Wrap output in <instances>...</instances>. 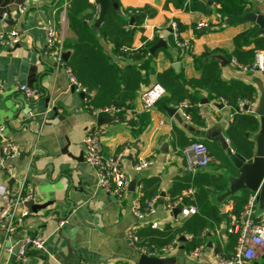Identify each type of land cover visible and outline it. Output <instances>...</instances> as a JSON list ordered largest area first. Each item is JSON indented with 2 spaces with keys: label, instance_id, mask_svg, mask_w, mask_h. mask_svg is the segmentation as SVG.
I'll use <instances>...</instances> for the list:
<instances>
[{
  "label": "crops",
  "instance_id": "crops-1",
  "mask_svg": "<svg viewBox=\"0 0 264 264\" xmlns=\"http://www.w3.org/2000/svg\"><path fill=\"white\" fill-rule=\"evenodd\" d=\"M165 1L117 0L119 8L127 9L125 18L128 24L132 17L128 14L129 9L147 7L155 10L152 17L147 13L145 18H140L139 24L140 19L130 24V28L134 29L130 47H144L155 35L158 39H163L165 46L157 48L153 57L157 71L179 62L178 71L182 70L186 78L197 77L200 72L193 66L191 55H200L206 48H219L229 53L233 48V36L249 27V23H240L235 27L228 24L222 29L219 26L213 30L209 26L218 25L216 13L205 16L196 11H183L175 8L171 2L164 7ZM246 1L249 8L253 7L252 11L263 14L255 0ZM32 4L42 5L38 10L47 17V22L55 24L57 31L65 38L67 19L66 13L62 15L60 0H0V11L9 6L13 18H19L14 10L24 11ZM96 8L98 9L97 5ZM34 11L36 8H32L27 14L25 28L29 33L18 31L17 44L11 47L0 46V122L5 125V135L17 146L16 153L0 164V183L16 188L23 182L25 191L31 195L29 199H33L35 203L50 204L37 212L28 208L29 214L22 226L10 236L7 237L0 230V264L13 262L14 240L24 235L44 239L41 249L28 250L26 264H79L81 261L86 264H137L140 255L128 244L126 236L129 229L148 243L140 232L162 229L167 224H179L187 216L180 212L170 214L163 204V198L169 196L173 183L182 182L187 174L193 175L185 171V158L176 144L179 138L176 130L189 141L205 139L196 131L211 127H217L225 137L233 112L228 104L219 99H209L204 91H200L197 108L203 123L196 124L191 119H185L176 106L164 102L167 94L159 98L152 107L145 108L140 99L141 92L146 89L144 87L134 97L128 109L112 115L117 116V119L106 116L109 120L99 125L97 116L84 106L80 92L72 88L63 67L56 66L44 54L46 24L41 27L43 21L39 16L36 23L31 21ZM170 20L186 25L180 32V38L188 43L187 48L176 46L171 30L167 27ZM200 21H204L208 27L198 28L200 33L195 35L191 24L194 23L197 27ZM12 29L18 30L15 25H6L0 21V31ZM99 42L120 66L131 63L132 60L126 57L131 55L118 57L113 53L109 42L101 37ZM142 49L134 53L143 55ZM66 51L68 50L63 48V52ZM140 61L137 60L136 63ZM221 68L222 79L241 78L255 87V109L260 95L259 86L264 89V72L254 70L243 73L230 62ZM10 70H13L14 83L5 87ZM153 82L152 77L150 84ZM18 84L37 88L39 98L28 101L22 93L13 90V86ZM164 106L175 108V113L169 115ZM90 129L99 131L103 154L124 152L122 164L128 183L134 180L135 184L133 188H129L127 184L121 197L102 189L98 185L95 171L84 161L82 141ZM142 158H152L153 162L146 168L135 170L134 164ZM213 162L217 164L215 169L210 167ZM210 163L198 171H222L212 155ZM8 168L10 172H7ZM231 175L233 174H228ZM143 182L146 183V191L156 190L159 198L152 214L137 218L132 214L131 207L135 199L139 198L140 203L143 197ZM219 195L213 194L212 197L230 221V215H233L230 212L231 202L228 200L223 203V200L219 203ZM1 205L0 199V207ZM141 208L144 209V206ZM263 210L264 205L260 204L258 198L254 209L255 219H259ZM61 220L63 224L60 225ZM152 222H156L157 226L151 227ZM226 223L224 219L218 227L205 230V247L199 257H189L180 237H175L178 241L176 244H170L175 239L173 238L161 251L158 250V257L168 258V264H219L214 247L217 243L223 245L226 242ZM167 245L172 246L166 248Z\"/></svg>",
  "mask_w": 264,
  "mask_h": 264
},
{
  "label": "trees",
  "instance_id": "trees-1",
  "mask_svg": "<svg viewBox=\"0 0 264 264\" xmlns=\"http://www.w3.org/2000/svg\"><path fill=\"white\" fill-rule=\"evenodd\" d=\"M168 2L183 11H196L205 16L216 13L218 25L209 26L213 30L221 27L226 19L241 16L245 8H249L246 0H166L164 7ZM97 10L96 3L93 1L69 0L66 9L67 30L63 38V48L70 52L67 64L80 85L94 93L92 103L95 107L113 104L128 109L134 97L144 87L147 89L155 83L165 88L167 98L164 102L166 104L179 106L183 101L188 102L184 111L190 115L194 123L202 124L197 106L198 93L204 91L209 99H224L234 112L225 130V137L229 139L230 146L237 155L250 161L254 152L253 135L259 128V118L254 114L235 112V109L242 100L253 103L256 98V89L241 78L222 79L220 63L210 57L214 54H222L228 62L234 59L242 65L251 66L255 50H264V34L257 33L259 29L257 24L249 23L248 28L233 36V48L229 53L219 48H206L200 55H191L192 64L200 74L197 77L186 78L182 70L176 72L172 66L160 71L155 69L153 57L156 51L150 54L148 49L157 41V35L152 41L145 43L142 49L143 55L133 53L131 56H126L132 60L131 63L120 66L104 51L99 37L112 45L115 55L124 58L126 54L121 51V47L131 46L134 30L132 27L127 30L123 27L127 23L125 18L127 9L119 8V6L114 9L110 6L104 20L100 23H97ZM137 10L138 13L134 16L139 15L141 19L145 18L147 13L149 17L155 14L154 9L147 7H140ZM177 24L180 32L186 28V25L179 21ZM191 27L195 35L200 33L196 24H191ZM173 45L175 46L174 43ZM205 57H208L207 61L204 60ZM137 60L141 61L136 63ZM152 77L154 82L150 84ZM176 133L179 136L176 144L181 150L194 141L187 140L179 130H176ZM198 141L207 146L222 171H198L193 175L187 174L180 183H173L169 190V197L174 198L184 190L192 189V196L184 198V202L186 205L195 206L197 211L182 218L179 224H167L162 229H147L140 232V235H143L149 244L160 251L173 238L191 235L190 238L185 236L182 242L184 250L189 253L204 242L205 230L218 227L225 219L226 242L223 245L217 243L214 251L225 258H230L235 250L237 235L228 231L229 217L222 215L220 206L212 196L225 191L228 186V174L236 175V170L216 142L205 139ZM145 186L146 183L143 182L144 194L140 200L142 207L145 201L157 194L156 190L147 192ZM249 192V190H241L224 199L223 203L228 200L231 202L230 212L234 216H239L243 211ZM257 262L264 264V257L259 258Z\"/></svg>",
  "mask_w": 264,
  "mask_h": 264
},
{
  "label": "built area",
  "instance_id": "built-area-1",
  "mask_svg": "<svg viewBox=\"0 0 264 264\" xmlns=\"http://www.w3.org/2000/svg\"><path fill=\"white\" fill-rule=\"evenodd\" d=\"M69 0H60L61 12L64 16L68 6ZM264 14V0H255ZM138 13L137 9H129L128 14L132 17ZM124 29L130 28V24L123 25ZM167 27L171 30L176 46L185 49L188 43L180 38V30L175 20H170ZM207 28L208 25L204 21L197 23V28ZM19 41V32L16 29L8 31H0V46L11 47ZM143 47L133 49L131 47L123 46L121 51L126 55H132L138 52ZM63 36L60 34L53 22H47L44 28V54L50 58L58 67H63L74 90L83 94L84 106L96 117L98 115L112 116L118 115L124 111L123 107L116 105H105L95 107L92 103L94 93L86 90L80 85L67 61L63 57ZM232 64L239 71L246 73L248 71L264 72V50L257 49L253 55V63L251 66L242 65L231 59ZM1 88V84H0ZM14 91H19L28 101H34L39 98V90L35 87H30L25 84H18L13 86ZM166 94L165 88L159 84H153L151 87L145 89L140 94V99L145 108L152 107L159 98ZM222 103L227 102L220 98ZM188 102L183 101L179 106H176L185 119H190V115L184 111ZM254 103L248 100H242L238 103L235 112H245L256 115L253 108ZM29 110V109H28ZM234 113V112H233ZM233 116V115H231ZM257 116V115H256ZM228 144L230 141L225 137ZM83 152L84 161L89 165L97 176L98 185L105 191L112 192L118 197H121L126 190L128 178L123 168L124 152L119 151L115 153L103 154L99 140V131L90 129L83 138ZM17 151L16 144L5 135V125L0 122V164L4 159L12 156ZM182 153L185 158V171L194 174L196 171L205 168L211 161L210 151L207 146L198 140H195L182 148ZM152 158H142L134 164L135 170L146 168L152 164ZM7 172H10L8 168ZM193 194L192 189L184 190L176 197H164L163 204L165 210L172 214L175 208L178 209L182 215H190L196 212V207L193 205H186L184 198H190ZM30 193L25 191L23 182L16 188L7 184L0 183V230L7 237L13 234L19 226H22L25 217L29 214V209L24 203L30 198ZM259 197L258 190L250 192L247 202L244 205L243 211L237 216L230 215L228 231L237 235L235 250L230 258H225L219 254H215L219 264H253L259 258L264 257V210L259 219L254 217V209ZM159 196L154 195L150 200L146 201L144 209L141 208L139 198L132 203L131 211L137 218H145L154 212V205ZM59 224H63L61 220ZM151 227H156L157 223L152 222ZM127 240L130 247H132L139 255H146L158 257L160 255L158 249L147 242L142 241L139 236L129 229L127 231ZM190 238L191 235H187ZM173 239L170 243H177ZM17 247L15 258L10 264H26V256L29 249H41L44 245V239L39 236H21L14 240ZM173 244V245H175ZM172 245L165 246L170 247ZM205 244L202 243L196 248L189 251V257H199L204 250ZM79 264H86L81 261Z\"/></svg>",
  "mask_w": 264,
  "mask_h": 264
},
{
  "label": "water",
  "instance_id": "water-1",
  "mask_svg": "<svg viewBox=\"0 0 264 264\" xmlns=\"http://www.w3.org/2000/svg\"><path fill=\"white\" fill-rule=\"evenodd\" d=\"M96 5L98 6V19L97 23H100L104 20L105 15L107 14L110 6L114 9L118 8L117 0H94ZM210 4V3H209ZM42 5L41 4H32L25 8L24 11H20L18 9L14 10V13L19 16V18H13L12 9L9 6L3 7L0 11V21H2L6 25L16 26L18 31L22 33H29L25 28L26 23L28 22V12L32 8H36L31 15V21L36 23L37 16L41 17L43 23L41 27L47 22V17L42 14L40 10H38ZM141 17L139 15L135 17H131L129 23L132 24L135 20L138 21ZM254 23L257 24L259 29L257 31L258 34H264V14L255 13L250 8L246 7L244 13L241 16L228 18L225 20L226 24L230 23ZM165 46L163 39H158L157 42L152 45L148 51L150 54H153L154 51L161 47ZM70 55L69 51L63 53L64 60H67ZM213 60H216L220 63L221 66L228 64V60L221 54H214L210 57ZM205 61L208 60V57L204 58ZM172 67L177 72L179 67V62L172 63ZM14 83L13 70H10L6 77V86L10 87ZM73 88V87H72ZM74 89V88H73ZM260 95L258 97L257 106L255 108V112L259 118V128L257 132L253 136L254 141V152L250 161H247L237 155L231 148V146L226 142L225 137L221 134L220 130L217 127H211L205 130H197L196 133L200 134L202 137L208 140H214L217 142L225 156L228 157L232 166L236 170V175L228 176V186L223 193L218 196L219 203H221L228 196L233 195L241 190H249L250 192H255L258 190L259 192V201L260 204L264 205V89L259 86ZM83 97V94L80 93ZM48 101V100H46ZM206 101V99H205ZM202 102V101H201ZM164 110L169 113V115H173L176 111L175 108H170L168 106L163 107ZM117 116H112L110 119H117ZM109 120V117L98 115L97 123L100 125ZM248 136V133H246ZM28 154V153H27ZM206 171L208 169H205ZM135 181L132 180L128 183L129 188H133ZM163 197L164 194L162 193ZM162 203V199L160 200ZM50 202L44 203H35L33 199H28L24 205L30 208L33 212H37L38 210L44 209ZM178 209L175 208L173 213L176 214ZM224 216L225 214L222 213ZM180 241H184L185 237L181 236L179 238ZM68 247V246H67ZM17 247L15 246L13 249V254L15 258ZM14 260V259H13ZM169 259L166 257H152L146 255H140L137 260V264H168ZM253 264H258L257 261H254Z\"/></svg>",
  "mask_w": 264,
  "mask_h": 264
},
{
  "label": "rangeland",
  "instance_id": "rangeland-1",
  "mask_svg": "<svg viewBox=\"0 0 264 264\" xmlns=\"http://www.w3.org/2000/svg\"><path fill=\"white\" fill-rule=\"evenodd\" d=\"M251 9L254 10L253 7H251ZM242 23H243V24H241V25H244V22H242ZM238 24H240V23H237V22H236V23H230L229 25H230L231 27H235V26L238 25ZM226 25H228V24H226V23L222 24L221 27H220V29H222L223 26H226ZM227 27H228V26H227ZM216 166H217V164H216L215 162L210 163V167H212V168L215 169Z\"/></svg>",
  "mask_w": 264,
  "mask_h": 264
}]
</instances>
